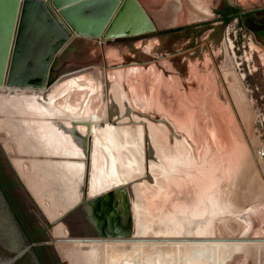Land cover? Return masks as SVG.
I'll return each mask as SVG.
<instances>
[{"label": "rangeland", "instance_id": "rangeland-1", "mask_svg": "<svg viewBox=\"0 0 264 264\" xmlns=\"http://www.w3.org/2000/svg\"><path fill=\"white\" fill-rule=\"evenodd\" d=\"M199 1H208L209 15L200 19L174 21V23L172 22L174 16H178L183 11L181 8L179 11L177 9L179 0H137L153 23L152 31L139 36H124L104 41L76 37L64 49V55L62 53L52 64L50 77L52 82L58 81L61 73L67 68H77L85 72L97 69L105 80L119 81L124 98L128 102L127 108L131 113L130 116L124 114L122 117L129 118L130 128L135 125L133 117L140 119L141 124L146 121L152 122L166 131L171 149L175 144H179L196 164H203L208 168L217 167V169L213 168V171L219 180L214 185L213 192L211 191L216 197V213L208 215L205 210L203 216L197 219V223L186 220V229L190 228L187 232L189 236L194 234L197 226L205 228L207 225L213 247L210 250L194 249L188 253L192 247L188 243V248L184 250H187L185 255L188 253L186 262L192 258L194 264H264V232L256 240L240 241L241 237H245L243 235L248 227L246 221L248 212L254 210L252 217L257 216L260 221L254 219L255 224L252 228L256 229L259 223H264V177L261 175L263 166L261 160H264L262 155L264 154V50L254 36L253 41L242 37L239 27L243 26L239 23V19L235 20V17H232L224 22V14L229 6L236 5L235 0ZM176 28L178 30H170ZM121 31H131V26L125 23ZM227 45L230 47L228 48ZM226 51L229 57L231 56V66L230 72L224 76L222 69L225 67ZM131 67H134V70L131 71ZM128 74H131L130 78ZM234 78L241 92L235 86L236 92L228 94L225 81L232 83ZM74 83L78 87L76 89L81 87L80 81ZM98 90L99 93L88 88L89 95H85L84 98L88 97V100L100 94L101 90ZM160 96H165L166 101L163 102ZM76 100L81 101L77 98ZM169 106L174 109L172 115L167 111ZM103 107L105 102L99 98L89 109L93 121H97L100 108ZM178 116H181L180 122ZM3 128L0 127L1 136L5 133ZM1 136L0 142L3 141L1 145L7 147L10 138L4 137L1 140ZM216 138L221 141L218 143L220 154L233 153L234 164L231 170L230 168L225 170L221 162L219 164L216 160L217 152L213 142ZM41 148L53 161L58 162L56 156L50 152L48 143H42ZM260 150L263 151L260 154L262 157L258 156ZM10 158L6 160L0 148V161L5 175L14 179L17 185L14 195L23 203L31 217V223L45 230V234L39 238L38 245L48 258L47 263L68 264L66 261L70 260L71 254L68 258L64 246L67 239L74 244L71 240L72 230H69V224L55 223L53 220L56 217L50 219L47 216L48 212H55L60 218V214H63L61 206L56 204L52 209L51 196L50 199L47 198L48 205L43 202L42 196L40 202L37 199L41 205L40 210L36 197L28 186V183L34 185L37 182L33 179L38 169L36 161L23 157L17 161L19 167L16 168ZM108 160L105 156L106 167L109 165ZM7 166L11 168V174L6 173ZM71 167L67 166V173ZM182 167L184 172L189 170L186 163H183ZM136 173L134 176L143 177ZM60 181L62 182V179ZM135 184L136 181L131 183V194L135 193L134 199L139 202V199L144 200V197L135 189ZM55 186L58 187L59 184ZM84 194L85 191L82 190L77 199L82 207L88 202ZM137 209L142 212V208ZM173 209L172 206L166 205L159 215L162 216ZM154 219L155 222L149 229L140 234L142 237L137 234L133 236L131 231L133 249H135L134 240L151 237L157 232L158 220L156 217ZM180 223L184 222L181 218H177L174 225L170 224L169 229L166 230L169 234L168 237L166 236L168 239L176 237L174 229ZM144 224H149V221L145 220L141 226ZM74 231L76 230L73 228L75 234ZM101 233L103 234L104 231L102 230ZM252 235L253 232L246 236L252 238ZM105 242L108 245L110 239H106ZM71 252L75 264H78L80 257L74 250ZM94 252V259L98 262L101 256L97 257L98 250ZM136 252L132 255V264H136V260L140 259ZM57 255L60 256L59 261ZM111 261L114 262L113 259Z\"/></svg>", "mask_w": 264, "mask_h": 264}, {"label": "bare ground", "instance_id": "bare-ground-1", "mask_svg": "<svg viewBox=\"0 0 264 264\" xmlns=\"http://www.w3.org/2000/svg\"><path fill=\"white\" fill-rule=\"evenodd\" d=\"M179 1L177 9L179 11L181 8L183 11L179 13L180 16H174L172 22L200 19L210 14L207 0V2ZM124 9V15L131 13L134 9L131 1L126 2ZM125 23L131 26V23L119 21L113 31L116 33L131 32L132 27L131 31H121ZM227 46L230 47V45ZM230 57L226 51L225 67L222 69L224 76L230 72ZM130 70H134V67ZM115 76L117 78L118 75ZM130 77L131 74H128V78ZM77 81L81 82L79 89H76L78 87L74 83ZM116 82L102 78L97 69L85 72L77 68H67L61 73L50 93L57 96L66 90L67 94L57 103H51L50 99L53 96L43 99L37 95L31 97L24 93L25 91L41 93L43 97H46L44 90L14 89L7 88L4 84L0 85V118L14 115L23 123L20 125L28 130L27 140L24 142L26 150L22 148L19 150L26 151L28 159L36 161L38 168L33 178L37 182L34 185L28 183V186L40 202L43 196L40 195L42 193L40 188L44 190L43 187H46L47 190L50 185L59 184V188L55 186L57 198L54 196L52 199V196L51 199L52 209L56 204L61 206L63 214H60V217L62 218L60 219L59 214L55 212H48L47 216L50 219H53V216L58 218V223L69 224V230H72L70 233L73 234L71 240L75 245L67 239V242L64 241L66 242L64 247L68 258L70 254H73L71 251L76 252V255L80 257L78 264H124L125 260L117 254L119 251L124 254L125 258L129 256L126 259L129 264H132V255L136 251L140 257L139 260L135 259L136 264H194L192 258L186 262L189 251L192 249L210 250L213 246L207 225L205 228L197 226L194 234L189 236L187 232L190 228L186 229V220L197 223V219L203 216L205 210L208 215L216 213L217 203L212 189L219 180L213 171V168L217 169V167L208 168L203 164H196L179 144H175L171 149L166 131L152 122L146 121L141 124L140 119L133 117L135 125L130 128L129 118L122 117L124 114L129 116L131 114L127 108L128 102L124 98L119 81ZM231 82L225 81L228 94L236 92L235 86L241 92L235 78ZM88 88L91 91L97 90L98 93L100 89L101 92L87 100L88 97H84L89 95ZM155 93H153L154 96ZM74 97L81 101H75ZM160 97L163 102L166 101L165 96ZM99 98L103 99L105 107L100 108L99 118L93 121L89 109ZM167 109L171 115L174 113L172 106ZM105 117L106 120H104ZM180 117L177 118L179 122ZM1 126L4 127L0 119ZM65 135L67 138L64 137ZM39 139H41L40 142ZM213 142L217 152L215 153L217 162L219 164L221 162L225 170L229 168L231 170L234 164L233 153L220 154L218 152L220 139L216 138ZM42 143L50 145V152L56 156L58 162L53 161L41 148ZM1 150L6 160L8 155H14L12 154L14 149H11L8 144L7 147L2 146ZM262 152V150L258 151L259 157ZM105 156L109 159L107 167L104 164ZM16 157L15 155L11 161L17 168L19 167L17 161L21 158L18 157L15 160ZM261 162H263L261 175L264 177V160ZM183 163L189 167L187 172L183 171ZM67 166H72L68 173ZM6 170L11 174L9 166ZM135 173L144 178L134 176ZM133 181L137 182L135 189L140 195L142 194L145 201L139 199L137 202L138 200L134 199L135 193L131 194ZM82 190L85 191L84 195L88 199L83 207L77 201ZM166 205L172 206L173 211L160 216L159 213ZM137 208H142V212ZM154 217L158 220L157 232H154L151 237L134 240L135 249L131 246V235L128 236L129 252L126 251L124 243L123 246L117 243L116 249L117 244L114 245L113 238L117 229L113 228L114 224H117L118 229L121 226L125 227L130 234L132 231L133 236L134 234L140 235L155 222ZM177 218H181L184 223L177 224L174 229L176 237L168 239L169 234L166 230L169 229L170 224L174 225ZM145 220L149 221V224L141 226ZM248 221L250 225H253L252 219ZM73 228L76 230L75 234ZM106 239H110L108 245L105 242ZM188 243L192 247L185 255L187 250H184L188 248ZM97 250L100 253H96L97 257L101 256L98 262L94 259V251ZM71 255L70 260L66 262L75 264L73 255ZM57 256L59 261L60 256ZM112 259L114 262L111 261Z\"/></svg>", "mask_w": 264, "mask_h": 264}, {"label": "water", "instance_id": "water-1", "mask_svg": "<svg viewBox=\"0 0 264 264\" xmlns=\"http://www.w3.org/2000/svg\"><path fill=\"white\" fill-rule=\"evenodd\" d=\"M127 1H131L134 9L124 15ZM119 21L131 23L132 31L114 32ZM153 29L152 21L137 0H0V85L46 91L53 83L52 64L64 55V49L76 37L104 41ZM0 119L5 131L1 140L10 138L11 141L5 140L14 149V155H8L7 159L15 155L29 158L26 151L19 150L25 149L28 136V130L20 125L23 123L14 115ZM43 188L40 195L48 205L47 198H57L56 193L50 192L57 190L55 185ZM38 205L41 210L39 202ZM246 235L242 237L244 240L253 241ZM36 244L25 234L0 187V264H41L34 250Z\"/></svg>", "mask_w": 264, "mask_h": 264}, {"label": "trees", "instance_id": "trees-1", "mask_svg": "<svg viewBox=\"0 0 264 264\" xmlns=\"http://www.w3.org/2000/svg\"><path fill=\"white\" fill-rule=\"evenodd\" d=\"M232 17H236V15L231 14L229 12H225L224 14V22H227ZM239 23L242 26L246 25L242 23V20L239 19ZM178 29V28H176ZM248 29V28H247ZM51 80V79H50ZM16 182L14 179L7 177L5 175L4 169L1 165L0 161V187L2 191L4 192L11 209L13 210L18 222L20 223L22 229L24 230L25 234L28 236L31 242L38 243L39 238L42 237L45 234V230L39 226L34 225L31 223V217L27 213V211L24 208L23 203H21L16 195H14V190L16 188ZM34 250L37 254V257L41 264H50L47 263V257L45 253L41 250L40 245L36 244L34 246Z\"/></svg>", "mask_w": 264, "mask_h": 264}, {"label": "flooded vegetation", "instance_id": "flooded-vegetation-1", "mask_svg": "<svg viewBox=\"0 0 264 264\" xmlns=\"http://www.w3.org/2000/svg\"><path fill=\"white\" fill-rule=\"evenodd\" d=\"M233 8V9H232ZM226 12H229V13H231V14H234V15H236V17H235V19L237 20V19H239V17L237 16L238 15V12L236 11V9H235V7H231V6H229L228 7V10L226 11ZM170 30H178V29H170ZM141 35V34H140ZM135 36H139V35H135ZM50 81H52V77H50ZM56 80L55 81H53V83H51L50 84V86H49V88L46 90V91H44L46 94H47V96L46 97H43L42 95H41V93H35V92H28V91H25L24 93H26L28 96H31V97H35V95H37L38 97H41V98H45V99H47V97H49V96H53V97H51V99H50V101H51V103H57L61 98H63L67 93H66V90H64V91H62L61 93H59L57 96H54V95H51L50 93H51V91H52V87L54 86V84H56ZM28 93H32V94H28ZM54 98V99H53ZM28 126V125H27ZM34 130H35V128H34ZM34 133L36 134V132L34 131ZM64 137H66L67 138V135H65ZM39 142L41 141V139H39L38 140ZM111 177H113L112 175H111ZM252 212H255L254 210L253 211H250V212H248L247 213V215H246V217H247V225H248V228L246 229V232H245V234L243 235V236H245L246 234H249V233H252L253 232V235H252V237L253 238H251L252 240H256V238L257 237H260L261 236V234L264 232V223H259L255 228L256 229H254V228H252L253 226H254V224H255V220L254 219H257L258 220V218H257V216H256V218H253L252 216L254 215ZM116 217H117V215H116ZM253 220L254 222H253V225H250V223H249V221L248 220ZM259 221V220H258ZM260 222V221H259ZM102 223H103V221H102ZM249 223V224H248ZM113 228H116L117 230L114 232V238H113V241H114V245H115V243L117 244H119V243H121L120 245H122L123 246V243L125 244L124 246L126 247H124L125 249H126V251L127 252H129V240H128V236H125V233H128L127 232V229L125 228V227H123V226H121L119 229H118V227H117V224H114V227ZM115 230V229H114ZM124 238V239H123ZM245 238H242L241 237V239H240V241H245V242H249V241H246V240H244ZM264 240V239H263ZM118 244L117 245H115V247H116V249H117V246H118ZM192 250H194V249H192ZM120 257H122L125 261V263L124 264H129V263H127V260L126 259H128L129 258V256H127L128 258H125V256H124V254H122V253H120V251L117 253ZM128 262H129V260H128Z\"/></svg>", "mask_w": 264, "mask_h": 264}, {"label": "crops", "instance_id": "crops-1", "mask_svg": "<svg viewBox=\"0 0 264 264\" xmlns=\"http://www.w3.org/2000/svg\"><path fill=\"white\" fill-rule=\"evenodd\" d=\"M235 2L237 16L264 50V0H235Z\"/></svg>", "mask_w": 264, "mask_h": 264}, {"label": "built area", "instance_id": "built-area-1", "mask_svg": "<svg viewBox=\"0 0 264 264\" xmlns=\"http://www.w3.org/2000/svg\"><path fill=\"white\" fill-rule=\"evenodd\" d=\"M239 30L242 32V37H246L248 41H253V34L245 26L239 27Z\"/></svg>", "mask_w": 264, "mask_h": 264}]
</instances>
